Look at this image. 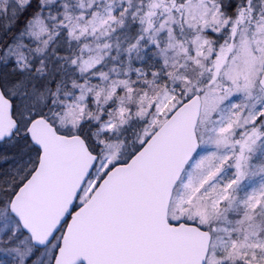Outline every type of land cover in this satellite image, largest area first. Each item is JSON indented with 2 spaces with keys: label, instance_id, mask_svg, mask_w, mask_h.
Wrapping results in <instances>:
<instances>
[{
  "label": "snow or ice",
  "instance_id": "1",
  "mask_svg": "<svg viewBox=\"0 0 264 264\" xmlns=\"http://www.w3.org/2000/svg\"><path fill=\"white\" fill-rule=\"evenodd\" d=\"M0 264H264V0H0Z\"/></svg>",
  "mask_w": 264,
  "mask_h": 264
}]
</instances>
